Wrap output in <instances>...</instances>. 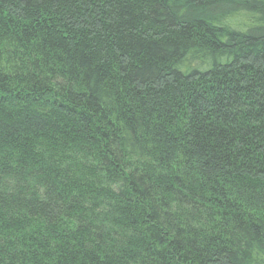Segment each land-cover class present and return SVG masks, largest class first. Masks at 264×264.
<instances>
[{
  "label": "trees",
  "instance_id": "trees-1",
  "mask_svg": "<svg viewBox=\"0 0 264 264\" xmlns=\"http://www.w3.org/2000/svg\"><path fill=\"white\" fill-rule=\"evenodd\" d=\"M0 264H264V0H0Z\"/></svg>",
  "mask_w": 264,
  "mask_h": 264
}]
</instances>
